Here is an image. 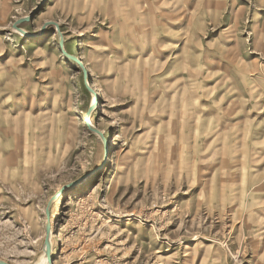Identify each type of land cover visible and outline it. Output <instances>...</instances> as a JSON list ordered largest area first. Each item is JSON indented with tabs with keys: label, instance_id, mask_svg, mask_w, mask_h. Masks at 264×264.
I'll return each mask as SVG.
<instances>
[{
	"label": "rangeland",
	"instance_id": "obj_1",
	"mask_svg": "<svg viewBox=\"0 0 264 264\" xmlns=\"http://www.w3.org/2000/svg\"><path fill=\"white\" fill-rule=\"evenodd\" d=\"M78 179L52 264H264V0H0V260L35 263Z\"/></svg>",
	"mask_w": 264,
	"mask_h": 264
},
{
	"label": "bare ground",
	"instance_id": "obj_2",
	"mask_svg": "<svg viewBox=\"0 0 264 264\" xmlns=\"http://www.w3.org/2000/svg\"><path fill=\"white\" fill-rule=\"evenodd\" d=\"M13 25V24H12ZM11 28L13 29V30H10L13 34H15V35H17L18 37H20V38H23V37H25L22 33H20L19 31H17L16 29H14L12 26H11ZM142 28H144V27H142ZM23 29V31L24 32H26L27 34L29 33L26 29H24V28H22ZM149 33V32H147V30L146 29H144V31H143V37L144 38H146V39H148L147 38V34ZM30 34V33H29ZM56 35L55 36H57L56 37V39H58L59 40V36L57 35V33H55ZM61 37H62V39H63V36H62V34H61ZM26 38V37H25ZM63 47H64V41H63ZM58 48H59V46H58ZM65 50V49H64ZM142 50V49H141ZM57 54H58V56L59 57H61L65 62H67V63H69V64H71V65H74V63H73V61L72 60H70V58L69 57H67V56H63L62 54H61V51H60V49L59 50H57ZM69 55L70 56H74L75 58H78L79 59V61L81 62V66H82V68L85 70V79H86V83H87V85L93 90V94H89L88 93V96H89V102H88V106H87V109H88V107L89 106H91L92 104H94V102L96 101V96H98V93H97V90L95 89V87L93 86V85H91L90 83H89V81H88V78H89V76H90V72H89V69H88V64H89V61H90V56H89V53L87 52V51H84L83 53H81L80 55H75V54H70L69 53ZM80 71H81V68H78ZM82 76H83V74H82ZM85 79L83 78L82 79V82H85ZM69 95H73V93L70 91L69 92ZM98 102V101H97ZM86 109V110H87ZM86 112V111H85ZM85 114V113H84ZM84 116V115H83ZM83 125H84V122L82 123ZM84 127H85V129L88 131V129L86 128V126L84 125ZM89 132V131H88ZM95 135V134H94ZM97 138H98V136L97 135H95ZM106 139H107V144H108V150H107V158L109 159L108 160V162L110 163H112V162H114L115 161V159L117 158V152L116 151H113V150H111V146H112V144L113 143H111V141H110V139H108L107 137H106ZM98 140L100 141V143H101V140L98 138ZM102 155L104 156V151H103V145H102V143H101V156H100V159H102ZM114 174V171H112L111 172V175H113ZM114 178V177H113ZM112 178V179H113ZM85 179H78L77 181H76V184L73 186V190L72 191H70V194H69V197H68V199L66 200V203H65V207H72L73 205H75V203H77L78 201L79 202H83V201H87L88 199H91L95 194H96V192L98 191V188H99V184H97V185H93V187L91 186V187H89L87 190H84V191H82L81 190V187H80V182H82V181H84ZM75 188V189H74ZM58 198V197H57ZM57 198H55V200H57ZM55 200H53V202H55ZM52 202V203H53ZM51 203V204H52ZM44 217V216H43ZM46 223H47V220L45 219V217L43 218V219H41L40 220V222L38 223V227H39V229H41L42 231H43V239H44V236H45V227H46ZM49 224H50V220H49ZM51 226V225H50ZM52 237H53V235H52V233H51V230H50V234H49V241H48V243L44 246L43 245V241H42V244H41V247H40V249H39V254H38V257H37V259H36V261H35V263H33V264H52V254H51V252H52V250H51V244H52ZM44 247H45V249L47 250V252H48V257H47V259L46 258H44V256H43V249H44ZM37 255V254H36ZM2 263H6V262H4V261H2V260H0Z\"/></svg>",
	"mask_w": 264,
	"mask_h": 264
},
{
	"label": "water",
	"instance_id": "obj_3",
	"mask_svg": "<svg viewBox=\"0 0 264 264\" xmlns=\"http://www.w3.org/2000/svg\"><path fill=\"white\" fill-rule=\"evenodd\" d=\"M32 19V16H27V17H22V18H19L18 20H16L12 27L14 29H16L17 31H19L20 33H22L26 38L30 37V34H27L26 32H24L22 29H20L18 26L22 23H26V22H29L30 20ZM54 26L56 28V33L57 35L59 36V40H58V46H59V49L61 51V54L63 56H67L70 58V60L73 61L75 67L78 69V68H81V72L84 76V79H85V70L82 68L81 66V62L79 61L78 58H75L74 56H70L65 50H64V47H63V39L61 37V32L59 30V26L56 24V23H53V22H48L46 24H44L40 30V34H43L44 30L46 29L47 26ZM83 86H84V89L87 93L89 94H93V90L87 85L86 83V79H85V82L83 83ZM97 101H98V98L96 96V101L94 102V104H92L91 106L88 107V109L86 110L85 114H84V117H83V122H84V125L86 126V128L88 129V131L92 134H95L98 136V138L101 140V143L103 145V151H104V156H103V160L105 161L106 158H107V150H108V144H107V140L105 138V136L103 135V133L101 131H99L97 128H95L91 122H90V117L93 113V111L95 110L96 106H97ZM76 184V181L74 182H71L65 186H63L55 195H53L49 201L47 202V205L44 209V217L45 219L47 220V223H46V227H45V236H44V239H43V245L45 246L48 241H49V234H50V230H51V226L49 224V220H50V206H51V203L53 202V200H55V198H57L59 195H61L65 190L69 189V188H72L74 185ZM43 256L44 258L47 259L48 257V252L47 250L43 249ZM0 264H8V263H2L0 261Z\"/></svg>",
	"mask_w": 264,
	"mask_h": 264
}]
</instances>
